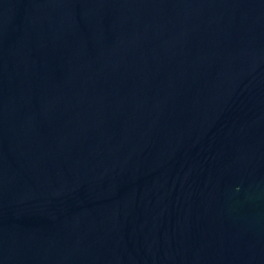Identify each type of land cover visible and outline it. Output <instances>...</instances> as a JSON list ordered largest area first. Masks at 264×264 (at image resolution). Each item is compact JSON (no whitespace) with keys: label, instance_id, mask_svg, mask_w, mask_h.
I'll return each instance as SVG.
<instances>
[{"label":"water","instance_id":"obj_1","mask_svg":"<svg viewBox=\"0 0 264 264\" xmlns=\"http://www.w3.org/2000/svg\"><path fill=\"white\" fill-rule=\"evenodd\" d=\"M0 264H264V0H0Z\"/></svg>","mask_w":264,"mask_h":264}]
</instances>
